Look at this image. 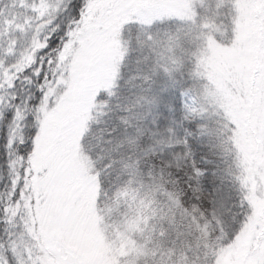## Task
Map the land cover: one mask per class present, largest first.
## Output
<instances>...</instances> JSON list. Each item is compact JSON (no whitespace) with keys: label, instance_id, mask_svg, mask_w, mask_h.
<instances>
[{"label":"trees","instance_id":"16d2710c","mask_svg":"<svg viewBox=\"0 0 264 264\" xmlns=\"http://www.w3.org/2000/svg\"><path fill=\"white\" fill-rule=\"evenodd\" d=\"M109 1H94L89 34L112 11L108 4L115 1ZM79 3L83 0H72L67 11L58 16L56 31L48 37L49 47L45 52L63 41L68 16L78 11L72 5ZM206 3L208 17L212 18V1ZM230 12L231 4L225 0L219 18L228 21ZM178 27V22L164 20L145 29L135 23L118 29L123 49L116 75L107 90L98 92L79 143L83 171L97 186L98 229L111 246L117 247L112 254H126L118 255L116 261L133 258L136 264H146L148 260L154 264V261L171 259L178 264H207L213 252L220 257L228 248L220 244L226 238L224 230L236 231L244 219L241 199L246 197L249 201L235 140L236 129L224 117L216 115L205 100V82L196 70L197 56H192L187 42L177 38ZM167 38L177 44L176 49L182 54L157 56L156 43ZM40 55L36 58V68L41 67ZM33 75V69L28 68V76L32 78L28 77L26 95L18 88V81H13L15 86L8 92L15 93L16 105L25 108L24 99L29 95L38 96V86L44 80ZM188 89L192 90L191 96H181ZM0 92L2 95L3 91ZM188 104H193L198 114L186 118ZM33 107L29 101L26 114ZM11 111L0 109V148L8 132ZM20 128L27 140L35 128L31 114L20 122ZM177 140L187 143L177 144ZM263 152L259 151L261 156ZM8 159L7 152L0 151V194L5 192L10 179ZM34 161L26 193L31 209L21 211L34 230L28 233V242L31 240L35 258L39 257V264H53V254L45 247L40 228L41 220L48 214L45 210L47 189L39 188L38 177L43 175L36 174ZM129 163L136 165L135 178L125 167ZM174 200L179 201L178 207L173 204ZM184 210L193 213L204 232L189 227L191 217H186ZM145 220L149 226L156 225L154 234L147 228L138 230L144 228ZM134 221L138 222L136 227H130ZM24 228L19 216L10 225L0 214V242L8 240L6 229L24 235ZM161 229L164 235H160ZM141 245L143 249L139 248ZM127 246L133 249L132 253L124 252Z\"/></svg>","mask_w":264,"mask_h":264},{"label":"rangeland","instance_id":"374dc122","mask_svg":"<svg viewBox=\"0 0 264 264\" xmlns=\"http://www.w3.org/2000/svg\"><path fill=\"white\" fill-rule=\"evenodd\" d=\"M114 1L108 4L113 12L103 16L96 31L88 35L87 46L66 51L60 71L69 68L73 87L66 96L53 85L51 98L58 111L47 120L34 157L35 172L43 175L38 177L39 188L47 189L48 216L43 217L40 228L43 243L53 254V264H136L133 258L116 261L118 255L126 254H112L117 247L111 246L98 229L97 186L84 173L78 155L94 100L99 91L112 85L116 75L123 49L118 29L125 24L135 23L145 29L158 21L179 23L177 38L187 42L192 56H197L196 70L205 82V100L216 115L236 129L250 206L256 222L264 221V154L260 155L264 149V0H229L231 12L225 22L219 18L225 0H211L212 18L208 17L207 0ZM42 3L56 4L57 0H0V61L5 65L14 64L34 37L43 42L56 31L40 18ZM63 12L61 7L46 17L52 28L56 29L55 21ZM168 39L156 43L157 56L182 54ZM10 41H15L11 51ZM62 43L60 40L55 49ZM45 50L39 54L44 58V71H48L45 59L53 49ZM28 77L32 78L26 69L14 79L24 95L28 94ZM13 103L17 104L16 100ZM255 227L250 224L241 239L221 252V264H239ZM29 237L28 233L17 235V243L35 258ZM132 250L127 246L124 252ZM146 264H152L151 260Z\"/></svg>","mask_w":264,"mask_h":264},{"label":"snow or ice","instance_id":"6c2138e0","mask_svg":"<svg viewBox=\"0 0 264 264\" xmlns=\"http://www.w3.org/2000/svg\"><path fill=\"white\" fill-rule=\"evenodd\" d=\"M68 6L67 0H64V3H60L59 0H57L56 4L42 3L39 12L40 18L45 19L49 29L55 31L56 29L51 27L52 22L47 20L46 17H50L54 13L59 12L61 7L67 11ZM72 6L78 9V14L74 13L68 16L67 28L63 32L64 39L61 48L53 49L52 53L49 54V59L47 60L49 65L48 71H44L43 69L44 58L42 56L40 57L41 67H35L37 55L42 50L49 47L47 37H45L43 42L34 37L30 47L24 50L20 58L14 64L5 65L0 61V90L3 91V95H0V109H13V111L9 113L10 122L8 125V132L3 137L2 148H0V151L7 152L9 157L7 164L10 170V179L8 184L5 185V192L0 194V196L3 197L0 199V214H3L6 222L10 225H14L15 218L19 216L21 220L24 221V231L26 233H32L34 231L32 227L28 226V221L25 220V215L21 211L22 208L31 209V203L29 202L30 197L26 199V193L29 188V177L31 176L33 159L40 148V140L46 131L45 125L47 120L53 113L58 111L57 106L54 105L51 98L54 92L53 85H57V90L63 91L66 96L70 94L73 87V77L69 68L66 66L63 72L60 71L61 62L65 60V53L69 48L74 51L77 48L83 50L88 43V25L94 8V0H83V3ZM193 23L195 22L193 21ZM57 27L60 26L57 25ZM14 43L15 41L9 42L10 51ZM28 68L33 69V74L35 76L43 77L44 83L38 86V96L33 98L29 95V97L23 101L25 108H21L19 105L13 103L17 97L15 93L8 92V89L15 86L13 81L17 73H24ZM25 78L27 79V77ZM180 94L181 96H191L192 90H184ZM37 100L39 103H36ZM29 101H32L34 107L28 109V113L26 114L25 109ZM185 107L188 113L186 118L198 114V110L193 104L185 105ZM28 114H31L32 123L35 125V128L29 134V138L25 140L22 129L20 128V122L28 119ZM129 143H132V141L130 140ZM176 143L186 144L187 142L177 140ZM125 167L129 169L130 175L135 178L136 165L129 163ZM131 182L130 180L129 183ZM173 204L178 207L179 201L174 200ZM240 207L243 210V221H241L240 226L237 227L236 231L233 233H227V231L224 230L226 238L221 239L220 244L223 246L231 245L241 239L242 234L248 229L250 224H255V233L248 241L246 254L239 261V264H264V221H260L259 223L256 222L252 207L246 197H242ZM195 209L196 206L193 205V210L195 211ZM183 214L186 217H191L189 227H195L201 232H204V229L200 227L197 218L192 212L184 210ZM201 215H203V213H201ZM169 219L171 218L169 217ZM236 219L240 220V217ZM137 223L136 221L132 222L130 227H136ZM145 228L153 234L156 231V225L149 226L147 220H145L144 228L138 230L144 231ZM5 231L8 234V240L7 242H0V264H38L39 257L33 258L30 251H26L25 248L18 245L17 234L7 229ZM160 235H164L163 229L160 230ZM205 235H207V233H205ZM32 238H35V236ZM209 247L215 248L216 246L209 245ZM139 248L143 249V246L141 245ZM154 264H178V262L169 259L167 261H154ZM207 264H221L219 255L213 252Z\"/></svg>","mask_w":264,"mask_h":264}]
</instances>
